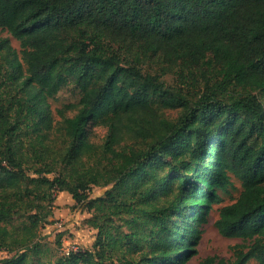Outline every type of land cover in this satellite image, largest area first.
<instances>
[{
	"label": "trees",
	"instance_id": "trees-1",
	"mask_svg": "<svg viewBox=\"0 0 264 264\" xmlns=\"http://www.w3.org/2000/svg\"><path fill=\"white\" fill-rule=\"evenodd\" d=\"M0 30V264H188L232 177L214 226L249 245L203 264H264V0H0ZM59 193L92 250L47 256Z\"/></svg>",
	"mask_w": 264,
	"mask_h": 264
},
{
	"label": "rangeland",
	"instance_id": "rangeland-1",
	"mask_svg": "<svg viewBox=\"0 0 264 264\" xmlns=\"http://www.w3.org/2000/svg\"><path fill=\"white\" fill-rule=\"evenodd\" d=\"M0 37L2 38H9L11 45L14 49L17 51L20 50L19 43L14 40L12 37H10L6 32H3L0 30ZM143 67L145 69L150 70V67L148 64H144ZM164 81L168 85H175L176 84V76L174 74H169L164 77ZM62 85V86H61ZM58 90L57 95L55 98L50 99V109L54 115V118L56 120H59L57 111L62 110L65 105L76 103L77 102V94L74 90V87L72 84H61ZM263 101V98H260ZM177 110L176 111H164V115L166 117H172L175 118L177 116ZM106 131L102 128H96L92 130L91 132V141L95 144H103L105 139ZM49 178H52L53 175H49ZM233 182V188L230 190L229 194H222L221 198L222 201L220 204L215 205L213 207L212 212L207 218V222L202 225V235L199 242V245L197 247V255L192 258L188 264H203V262L207 258L216 257L218 259H223L225 261H231L233 260V251L235 247H247L249 245V242H244L240 239H226L221 237L215 226L214 223L216 222L218 218V209L232 204L239 196L241 188L240 183L232 177ZM104 192V189L101 188H92V190L89 192L91 198H97L100 197ZM55 201L53 203V209H50V206L48 203H44L45 210L44 211H56L57 206L55 204L56 198L59 196V194H55ZM70 195L68 193H62V195L59 198V202L62 205L61 207H58L60 209H65L67 206H65V202L69 199ZM75 203V202H74ZM75 207L78 209V220L74 226V229L80 230L81 237L77 236L75 233L71 232V229H68V222H64L61 219H58L57 221L54 220V214L52 217H49L47 221H51V223L60 222L62 223L61 228H56L52 225H49V222L45 225H40L38 230V240L43 245L45 250H48L47 256H53V257H59L62 254V250L66 249L69 246L75 245L79 247L80 250H92V244L93 242H90V239H92V235L90 234L91 230L84 224V220L89 218L90 215L86 212V210L80 206H77L75 204ZM96 234V232H95ZM94 234V239H95ZM61 235V246L59 249L56 247V239L57 236ZM0 259L8 257L7 253L0 252ZM46 256V255H45ZM248 264H257L254 260H251L248 262Z\"/></svg>",
	"mask_w": 264,
	"mask_h": 264
},
{
	"label": "crops",
	"instance_id": "crops-1",
	"mask_svg": "<svg viewBox=\"0 0 264 264\" xmlns=\"http://www.w3.org/2000/svg\"><path fill=\"white\" fill-rule=\"evenodd\" d=\"M62 195V193H59V196L56 198V206L57 209L56 211H54V220L57 221L58 219L63 220L64 222H68V229H71V232L75 233L77 236L81 237V232L80 230H76L74 229V226L78 220V209L75 207V203L72 200L71 196L69 197V199L65 202V206H67V208L65 209H60L58 207H61L62 205L59 202V198ZM91 232L90 234L93 236L92 239H90V242L94 241V234L95 231L90 229ZM1 254V253H0ZM6 258V257H5ZM4 259V258H1ZM0 259V260H1Z\"/></svg>",
	"mask_w": 264,
	"mask_h": 264
},
{
	"label": "built area",
	"instance_id": "built-area-1",
	"mask_svg": "<svg viewBox=\"0 0 264 264\" xmlns=\"http://www.w3.org/2000/svg\"><path fill=\"white\" fill-rule=\"evenodd\" d=\"M53 226L56 227V228H61V227H62V223H60V222H55V223L53 224ZM79 250H80L79 247H77V246H75V245H72V246L67 247L66 249H63V250H62V255H63V256H68L69 254L76 253V252H78Z\"/></svg>",
	"mask_w": 264,
	"mask_h": 264
}]
</instances>
